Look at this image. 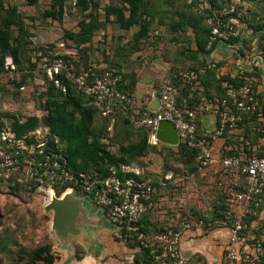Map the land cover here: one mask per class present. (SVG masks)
Returning a JSON list of instances; mask_svg holds the SVG:
<instances>
[{
    "label": "rangeland",
    "instance_id": "374dc122",
    "mask_svg": "<svg viewBox=\"0 0 264 264\" xmlns=\"http://www.w3.org/2000/svg\"><path fill=\"white\" fill-rule=\"evenodd\" d=\"M145 1L153 17L147 36L140 42L133 40L138 27L124 31L114 21L115 17L107 18L104 15L105 7H119V2L96 0L99 5L97 16L102 27L89 44L78 47L68 40L65 42L64 31L77 32L79 23L83 19L88 20L87 14L91 11H80L76 0H65V13L61 22L42 17L44 11L51 10L53 4L56 6L55 0H38L35 6H27L25 0H3L5 7H14L20 13L27 34L21 39L23 46L18 67L0 73V120L7 123V115L10 114L24 118L40 115L38 94L44 89L45 80L42 62L37 58L42 47L56 48L57 53L45 55L50 63L53 60L51 57L65 52L75 59L77 57L80 66L89 65L93 70L110 64L128 68L130 73L136 70L142 81L149 78L147 70L156 67L155 71L160 69L158 73L164 74L156 79L157 83L152 85V89H159L171 70L178 72L185 68H201L212 64L217 72L225 74L235 69V62L253 64L256 59L262 58L264 0H214V4L210 5L207 0ZM210 7L225 18L223 21L219 17L214 19L219 23L220 31L228 33L232 28L236 35L224 40L219 51L214 50L210 55L194 60L191 52L196 47L195 30L191 25H182L177 30L172 29V26L178 22L179 13L192 17ZM208 18L211 17L200 20V25L211 27ZM16 37L17 33L12 32L11 40ZM232 39L239 41L226 43ZM32 61L38 62L34 68L30 66ZM256 74L253 76H256L259 85V72ZM20 81L24 83L22 92L18 90ZM257 91H260L259 88ZM93 125L98 130L104 127L98 115L94 117ZM137 134L120 123L111 129V133L106 132L103 142L108 144L110 152L117 154L120 145L137 142ZM185 159L182 153L153 149L134 161L142 169L144 177L157 184V198L149 209L150 222L154 224L152 234H156L159 227L165 226L183 232L185 218L190 216L205 218L208 222L215 220L211 218L218 211L220 202L215 183L209 174L203 176L193 172L192 166ZM47 197L42 192L12 188L0 182V264H47L45 258L48 255L54 258L53 264H134L139 249L136 245L117 241V230L114 234L99 230L94 243L81 240L79 235L59 237L52 229V213L44 210ZM251 215L248 236L264 243V204ZM219 229L222 228H216Z\"/></svg>",
    "mask_w": 264,
    "mask_h": 264
},
{
    "label": "built area",
    "instance_id": "2783aa9c",
    "mask_svg": "<svg viewBox=\"0 0 264 264\" xmlns=\"http://www.w3.org/2000/svg\"><path fill=\"white\" fill-rule=\"evenodd\" d=\"M212 27L211 42H224L236 34L232 28L228 33L220 31L219 23L208 18ZM43 71L59 86L55 76L62 73L64 78L90 97L100 107L103 117L111 119L114 108L131 110L130 121L135 128L150 130L148 144L160 146L156 138L157 126L162 121L171 122L177 132L179 145L185 144L198 150L195 158L199 172L214 169L215 183L225 200L222 218L205 222L192 216L186 217L184 230L210 231L226 229L228 243L224 249L221 264H257L263 254L262 242L248 236L245 218L264 202V155L225 156L217 159L214 155V140L224 132L238 129L244 115L257 112L263 120L258 101V82L251 75L240 85L225 84V95L221 99L201 100L190 106L187 99L178 101L179 91L173 81L183 85H194L198 79L195 71L174 72L162 86L150 91L149 99L156 102V109L148 111L137 107L134 97L118 92L117 85L122 75L117 70H105L101 75L92 68L77 74L61 58L49 62L42 52L38 54ZM13 69L11 58L5 61V69ZM141 111V112H140ZM211 115L215 119L213 130L205 131L203 138L196 136L197 119ZM48 129L38 128L29 136L17 138L9 129L0 130V182L19 184L31 192H42L50 200L51 192L61 189L59 196L74 190L88 198L89 202L101 210L117 232L136 229L135 224L147 212L152 194L155 192L151 180L144 177L136 164L112 167L109 174L96 176L90 173H75L68 169L62 151L49 141ZM165 145V144H163ZM194 219V220H192ZM181 231L165 226L151 237L140 234L137 239L144 247L153 249V258L161 264H204L199 257L186 258L180 251ZM121 238V235H118ZM251 241V242H250Z\"/></svg>",
    "mask_w": 264,
    "mask_h": 264
},
{
    "label": "trees",
    "instance_id": "16d2710c",
    "mask_svg": "<svg viewBox=\"0 0 264 264\" xmlns=\"http://www.w3.org/2000/svg\"><path fill=\"white\" fill-rule=\"evenodd\" d=\"M38 0H25L27 6H35ZM110 2H119V7L107 6L104 8V15L106 17H115V22L118 23L119 27L126 31L132 27H138V31L133 35V40L138 43L148 34V28L151 25L152 14L148 9L145 0H109ZM55 4L51 6V10L44 11L42 14L43 18H50L52 20L58 19L62 21L64 16V3L65 0H55ZM208 4H214V0H207ZM77 7L82 12H89L87 18L83 19L78 25L77 32L64 31V37L78 47H84L89 44L101 27L97 12L99 5L96 0H76ZM215 12L216 15L213 13ZM201 14H195L192 17H185L184 14L179 13L178 22L173 24L172 29L177 30L182 25H191L196 32L195 37V49L191 52V58L198 59V57H205L210 55L218 46L219 40L211 42L212 27L200 25V20L204 21L207 16L217 20H224L220 16L219 11H215L213 8H208L200 12ZM26 25L24 19L20 13L14 7H5L3 0H0V73L5 71V61L9 57L12 60L13 69L18 67L19 56L22 49L21 39L26 32ZM12 32L17 33V37L11 40ZM25 34V35H26ZM238 39H232L226 43H237ZM43 56L50 54L51 52L57 53L56 48L48 47L41 48L40 50ZM241 50H239L240 52ZM59 53V52H58ZM242 54V51L240 52ZM61 58L65 63L73 68V71L77 74H81L88 70L89 65H81L78 63L79 59L72 57L67 54H60L51 59ZM37 59L40 58L38 57ZM263 67H264V53L262 54ZM52 60V61H53ZM33 64L30 66L34 68L38 62L32 61ZM210 65L201 68H185L183 71H195L198 73V79L194 85H183L173 81V85L178 89V101L187 99L190 106H194L201 100H214L221 99L225 95V84L240 85L244 82V79L251 75H257L258 71L253 68L251 71H241L235 77L230 75H224L217 78L216 70ZM216 67H220L216 65ZM11 69V68H10ZM115 69L122 75V80L117 85L116 90L118 92L132 96L136 88L137 80L136 74L129 72L128 68L123 69L118 64L106 65L102 69H94L95 73L101 75L105 70ZM182 70V69H181ZM177 72L176 70L170 71L167 75V79L171 78L172 74ZM45 87L39 91L38 94V108L39 116L34 115L30 117H19L18 115H7V123L0 120V130L9 129L16 135L17 138L29 136L38 128L48 129L49 141L54 144V139H58L56 147L62 151L63 156L67 160L68 169L75 173H90L96 176H105L109 174V170L112 167H119L120 165H131L135 164L138 158L142 157L147 153L148 150H172L176 153H182L186 157L185 162L189 163L192 167V171L199 173L203 176L209 174L208 172H199L195 158L198 154V150L190 148L185 144H180L178 147H171L161 144L160 146H151L148 144V137L150 130L147 128H135L130 121V116L133 113L130 111H123L121 108H114V115L111 119L103 117L101 109L97 106L93 100L79 91L74 84L67 81L64 75L60 73L55 76V80H59L60 85L56 86L54 80H50L44 73ZM24 89V83H18V90L22 92ZM258 101L262 108L263 120L260 121L257 116V112L254 114L244 115L243 119L238 123V129H244L247 133L259 135L264 138V92L258 95ZM141 112V111H140ZM98 115L104 123V127L98 130L94 127V117ZM120 123L125 124L128 129L134 131L137 134V142L129 143L127 145H120L118 153H112L108 150V144L103 142L106 139V132L111 133V129ZM196 136L198 139L203 138L205 130L202 129L201 118L197 121ZM111 127V129H110ZM114 131V130H113ZM227 133L224 132L223 135ZM222 135V136H223ZM221 137V136H220ZM253 153L247 154L252 155ZM259 156L264 155V150L261 153H257ZM240 156L237 153L227 152L224 156ZM215 183V176H214ZM12 188H26L25 186L17 183L8 184ZM156 192L152 194L149 202L150 206L147 212L135 224L136 229L133 231H126L124 228L117 232L115 239L125 243L126 245H136L139 249L137 256L134 258V264H158V261L153 258V249L151 247H144L141 245V241L137 237L142 234L145 238L151 237L152 230L154 229L153 223L150 222L149 209L152 207L157 198V184L152 182ZM215 190L219 197V207L215 216L211 220L222 218L225 212V200L220 190L217 189L215 183ZM62 190L56 189V195H60ZM264 196V193L261 197ZM262 203L257 211L262 207ZM252 215H248L245 218V222L248 227L251 223ZM205 222H208L205 218ZM163 228L159 227L158 232ZM157 232V233H158ZM121 235V238L118 237ZM263 254L259 257L257 264H264V243L262 242ZM47 264H53L54 258L47 256L45 258Z\"/></svg>",
    "mask_w": 264,
    "mask_h": 264
},
{
    "label": "crops",
    "instance_id": "0c3cea01",
    "mask_svg": "<svg viewBox=\"0 0 264 264\" xmlns=\"http://www.w3.org/2000/svg\"><path fill=\"white\" fill-rule=\"evenodd\" d=\"M218 45L219 46H217L215 51H219L222 42L218 43ZM65 54L69 55V53ZM222 59L224 60L225 58ZM256 60L257 61L253 62V64L245 61H242L240 63L235 62V69L233 71L224 72L225 74H222L223 72L219 73L216 71V77L219 78L220 76L224 75L235 77L241 71H245L244 69L251 71L253 68H256L260 75L258 88L260 90L259 93L261 94L264 92L263 59L259 57V60ZM152 64L155 65L154 63H150L149 65ZM156 65L157 67H160L158 66V64ZM155 70L156 67H151L150 70H147V72L149 73V78L148 80L143 81L140 78V74L138 73V71L135 70L134 72L136 74L137 84L132 97H134L137 107H144L150 112L156 109V102L149 99L152 85L157 83L156 79L160 78L161 74H164L158 73L160 72V69L159 71ZM152 73L154 74L153 78ZM201 123L202 129H204L205 131L213 130V127L215 126V119L211 115H206L201 118ZM214 149V155L217 159L222 158V156H224V154L227 152L237 153L241 156L250 153L257 154L261 153L264 150V138L259 135H254L253 132L246 134L244 129L239 128L236 130L228 131L221 137H217V139L214 140ZM208 173L209 178L214 181V169L209 171ZM75 197L82 201V207L80 209L81 214L79 215V218L76 222V229L79 232L81 240H88L94 243V240L96 239V237H98L97 233H99V230L101 229H104L105 231H107V233L111 232L112 234H114V232H116L103 220V218H101L100 214L103 213L101 210L94 207L88 200L85 199L82 194L76 193ZM97 227H99V229ZM227 243L228 232L226 229H214L204 232L196 229H186L182 232L180 251L182 255L186 256L187 258H193L196 256L199 257L204 264H221L222 256Z\"/></svg>",
    "mask_w": 264,
    "mask_h": 264
},
{
    "label": "water",
    "instance_id": "95a60500",
    "mask_svg": "<svg viewBox=\"0 0 264 264\" xmlns=\"http://www.w3.org/2000/svg\"><path fill=\"white\" fill-rule=\"evenodd\" d=\"M156 138L162 144L171 147L179 146V138L171 122L162 121L158 124ZM75 196L76 192L74 190L67 191L59 197L54 192H51L50 200L44 207L46 213H52V229L59 237L67 238L79 235L76 229V222L81 214L82 201ZM85 199L88 200L86 197ZM100 216L116 231V228L109 223L103 213Z\"/></svg>",
    "mask_w": 264,
    "mask_h": 264
}]
</instances>
